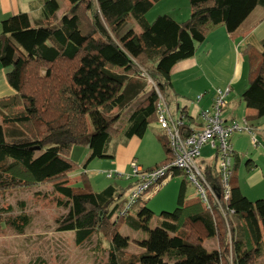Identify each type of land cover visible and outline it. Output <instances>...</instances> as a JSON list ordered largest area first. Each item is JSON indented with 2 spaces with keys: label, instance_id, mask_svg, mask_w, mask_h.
I'll return each mask as SVG.
<instances>
[{
  "label": "trees",
  "instance_id": "obj_1",
  "mask_svg": "<svg viewBox=\"0 0 264 264\" xmlns=\"http://www.w3.org/2000/svg\"><path fill=\"white\" fill-rule=\"evenodd\" d=\"M158 1L69 0L59 15L60 0H44L39 19L19 12L1 22L0 62L9 69L15 94L0 98V192L49 184V198L67 210L57 218V230L74 232L78 246L95 235L106 239L105 264H258L264 247V199L252 201L241 192L238 156L227 199L216 153L214 162L205 165L203 172L219 199L210 197L209 206L197 196L186 198L189 182L175 169L174 176H185L178 206L161 212L154 228L148 199L125 209L128 197L122 188L109 185L95 191L87 173L81 175L82 186L69 177L76 167L70 156L75 144L89 147L87 166L96 158L115 157L110 152L115 137H143L157 121V89L167 95L173 67L195 56L212 27L224 25L233 33L257 6H264V0H189L191 13L185 21L161 14L149 22L146 14ZM134 21L141 32L135 31ZM247 54L249 86L242 100L260 118L264 51ZM133 105L127 120L116 127L121 111ZM159 140L166 163L171 158L168 140L165 135ZM235 218L242 223L240 232ZM1 220L19 233L31 223L24 212ZM124 225L148 232L143 252L127 255L130 240L121 233ZM210 239L219 246L207 249Z\"/></svg>",
  "mask_w": 264,
  "mask_h": 264
},
{
  "label": "rangeland",
  "instance_id": "obj_2",
  "mask_svg": "<svg viewBox=\"0 0 264 264\" xmlns=\"http://www.w3.org/2000/svg\"><path fill=\"white\" fill-rule=\"evenodd\" d=\"M66 1L60 0L62 8L59 15L67 8ZM190 13L189 0H159L146 14V18L149 22H153L158 15L170 14L179 20H185L190 16ZM132 26L136 30H141L135 21ZM203 48L198 49V57L202 56ZM211 54L210 59H214L215 51ZM148 82L150 83L149 80ZM164 96L167 99V95L164 94ZM195 96L194 93H190L188 98L194 99ZM170 99L171 109L176 114L174 95ZM133 108L134 105L122 110L120 120L114 125L116 127L122 125ZM160 135H164V132L159 123L154 121L143 137L136 136L131 139L115 137L110 146V152L115 157L96 158L91 160L87 166L85 163L90 154L89 147L84 144H75L70 155L76 164L74 170L69 174L71 182L76 186H82L81 175L87 173L93 190L101 191L109 185H115L122 188L125 195L129 197V188L137 182L133 161L144 168H152L166 161L167 155L159 140ZM214 159L215 150L206 146L202 149L201 157L198 159L199 166L204 170L205 165L213 163ZM109 172H113L114 176L108 177L107 173ZM184 179L183 174L175 175L157 192L154 190L147 192L146 205L154 212L150 223L151 228L157 226L161 212L173 211L178 206L180 186ZM51 192L52 187L49 184L23 186L0 192V264H105L108 255L106 239L95 235L91 241L78 246L75 242L74 232L57 230V218L66 214L67 210L58 207L49 198ZM196 195L197 189L187 183L186 198ZM23 212L31 217V223L23 233L17 232L1 220L8 215L16 216ZM235 221L237 225L240 223L237 218ZM239 225L240 232L242 228ZM121 233L128 236L130 240L126 250L127 255L138 254L145 250L143 239L148 237V232L136 231L124 225ZM100 239L102 240L100 241ZM218 246L217 239L205 242V247L209 250ZM168 264H171V261L168 260Z\"/></svg>",
  "mask_w": 264,
  "mask_h": 264
},
{
  "label": "crops",
  "instance_id": "obj_3",
  "mask_svg": "<svg viewBox=\"0 0 264 264\" xmlns=\"http://www.w3.org/2000/svg\"><path fill=\"white\" fill-rule=\"evenodd\" d=\"M43 1L0 0V32L1 22L19 12H26L32 19H39L43 11ZM66 2L68 7L70 2L69 0ZM173 18L182 22L189 17L184 18L185 20ZM134 29L136 32H141L135 27ZM199 48H203L200 57L197 55ZM214 51L215 58L210 59ZM249 51L256 55L264 51V6L262 5L257 6L233 33H229L224 25H217L209 30L206 41L198 44L195 56L182 60L173 67L172 85L167 91V101L171 107L170 98L174 95L175 109H185V113L192 117L195 123H199L197 118L199 112L211 105L214 90L231 87L225 110L226 120L241 122L247 119L252 127V133L236 132L231 137L235 160L237 156L239 157L236 171L237 184L247 198L256 201L264 199V116L256 118L257 111L248 108L242 100V94L249 86L250 61L247 54ZM8 70L0 62V98L15 94L14 88L7 79ZM206 71L207 74L211 73L205 75ZM190 93L196 95L194 99L188 98ZM204 93L205 97L200 102H196L198 95ZM253 137L256 138V145L253 143ZM131 191L132 186L129 188L130 193ZM238 225L241 226L242 223ZM258 264H264V247L258 255Z\"/></svg>",
  "mask_w": 264,
  "mask_h": 264
},
{
  "label": "built area",
  "instance_id": "obj_4",
  "mask_svg": "<svg viewBox=\"0 0 264 264\" xmlns=\"http://www.w3.org/2000/svg\"><path fill=\"white\" fill-rule=\"evenodd\" d=\"M146 75V73H145ZM150 83L154 84L149 77ZM159 100L157 103V122L168 140L171 150V158L161 166L144 168L133 161V170L137 182L134 184L128 197L125 209H130L134 204L145 199L148 191L157 192L162 185L168 182L175 173V169H181L190 184L197 189V197L209 206L210 197L219 202L216 189L206 178L199 166L198 159L202 149L210 146L218 157L217 170L220 175V184L225 198L231 195V177L235 165V149L231 136L236 132H250L252 127L247 119L241 122L225 118V110L228 105V96L231 87L216 88L214 90L211 105L199 112V123L191 122L181 109H171L166 97L157 89ZM204 94L198 95L196 102H200ZM256 145V138L253 137ZM113 177L114 173H107Z\"/></svg>",
  "mask_w": 264,
  "mask_h": 264
}]
</instances>
